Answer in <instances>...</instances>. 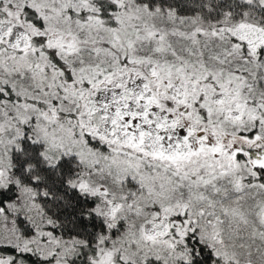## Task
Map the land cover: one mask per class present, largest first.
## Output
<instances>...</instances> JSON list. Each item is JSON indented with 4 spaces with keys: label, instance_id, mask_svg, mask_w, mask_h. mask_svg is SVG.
<instances>
[{
    "label": "snow or ice",
    "instance_id": "6c2138e0",
    "mask_svg": "<svg viewBox=\"0 0 264 264\" xmlns=\"http://www.w3.org/2000/svg\"><path fill=\"white\" fill-rule=\"evenodd\" d=\"M0 264H264V0H0Z\"/></svg>",
    "mask_w": 264,
    "mask_h": 264
}]
</instances>
